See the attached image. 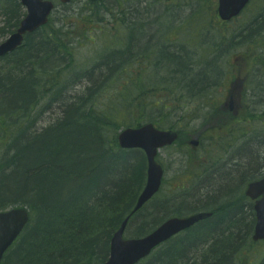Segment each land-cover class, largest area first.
Instances as JSON below:
<instances>
[{
	"label": "trees",
	"instance_id": "trees-1",
	"mask_svg": "<svg viewBox=\"0 0 264 264\" xmlns=\"http://www.w3.org/2000/svg\"><path fill=\"white\" fill-rule=\"evenodd\" d=\"M91 12L79 16L72 14L69 19L64 17L62 20H56L52 15L46 25L26 36L21 47L0 59V95L4 94L3 98L9 97L8 102L12 101L6 109V106L2 107L5 103L0 99V129L7 126L4 133L13 134L10 136L12 140L8 148V157H11L8 160V168L11 170L18 168L19 159L25 157V150L22 152L18 150L21 142H26V145H23L25 149H28L29 142L34 145L39 143L35 146L33 157L29 158L30 165L21 181L30 185L26 197L32 199V203L28 201L27 204L32 212L36 211L37 216L32 214L28 226L8 250L2 264H68V262L70 264L82 262L104 264L109 255L110 239L113 233L131 214L137 197L145 186L147 159L144 152L121 149L117 136L122 128L136 126L141 122L136 121L134 115L143 119L147 108L152 109L154 105L158 106L161 103V100L156 102L147 100L146 95L152 89L147 88V83L141 80L142 69H137L135 72L130 70L135 68L133 63L140 56L142 57L153 49L150 50V46H143L139 43V41L143 43V40L135 32L134 21L123 24V18H119L123 27L121 33L110 32L112 29H118L116 23L109 28L110 33L105 44L107 46L102 48L97 58L78 59V46L82 44L79 35L92 34L96 29L103 30L105 33V27H107L103 25L97 28L96 24H102V19L95 12ZM24 15L25 9L19 0H0V17L4 23L0 28V39L13 33ZM263 17L264 6L262 9L259 8L255 16L257 19L253 22L250 33L264 30ZM80 29L83 32L78 33L77 30ZM131 36H134L132 41ZM166 54L168 52L164 53V50L160 49L157 52L155 50L153 54V59L159 57V64L163 63L162 69L167 70L168 76L164 75L160 78V82L152 84L172 80L169 73H176L190 77L187 80V86L191 91L199 88L203 80L202 74L198 73L195 78L189 75V67L186 64H176L183 60L175 53L164 62ZM262 55L261 53L258 62L264 65ZM254 61L255 59H252V63ZM168 62L173 64H168ZM207 64L209 67L213 66L214 73L217 72L218 76V71H216L218 68L215 65L217 62L208 61ZM95 72L102 73L96 82H94L97 78ZM100 77L107 78L103 81L99 79ZM84 80H88L89 84L84 88L83 95L73 96L67 102L69 97L63 94L65 90L75 84L81 85ZM49 86L54 87L47 89ZM45 92H49V104L60 100L65 102L67 111H69V120L56 125L57 127L53 129L32 130L31 128L35 127L44 108L48 107V105H39ZM106 96H109V100L107 104H102L105 108L96 109L95 106H91L88 109L87 105L93 104L94 98L96 101ZM94 104L96 105L95 102ZM164 106L165 109L169 107L167 104ZM224 110L223 114L233 117L232 113ZM12 124L15 126L13 127ZM72 125H75L74 133L66 132V129ZM11 127L15 130H10ZM91 146L100 148L96 149L100 153L94 161L96 166L100 165L105 155L117 161L129 160L130 163L126 161L127 170L122 174V177L126 178L120 189L122 193H117L116 185L113 186L115 188L110 198L98 193L102 196L99 205L96 207L90 205L92 197L86 202V211H81L79 214L76 212L74 216L76 220L67 215L64 205L59 206L58 209L47 208L45 200L44 202L40 199L38 202L34 201V197L39 194L43 197H52L53 194L59 192L58 180L61 178V173L55 169L58 167L57 156L61 155L60 160L65 163L66 160H74L71 156L72 147L90 148L93 152ZM10 151L14 152L13 156L9 154ZM131 152L134 154L130 155ZM81 157L79 156L78 160ZM74 161L77 163V157ZM78 173L83 176L80 171ZM196 176L199 177V175ZM0 181L3 180L0 179ZM230 188L232 187L210 188L208 190L210 192L208 193L210 194L209 201L195 206L201 205L199 208L204 212H211L212 215L159 246L139 264H204L203 252L207 254V260H211L207 264H237L242 257L246 256L245 251L254 244L251 237L255 216L251 205L247 203L242 193L235 187ZM130 189H135L133 196L131 195L125 202L122 197L125 196L126 190ZM64 191L67 193V188L64 187ZM184 192L187 190L185 189ZM11 203L15 202L10 200L1 202L0 209H5L6 205H11ZM165 204V202L161 203L160 207L163 208ZM121 206H123L122 211L118 214ZM243 208H246L244 213L241 212ZM192 209H194L193 204L188 203L184 198L174 208L172 214L181 215ZM56 211L61 212L59 218H56ZM141 211L130 217L127 228ZM150 219L149 221L143 220L139 224L134 237L143 236L160 224L161 218L154 216ZM74 220L73 224L67 225L68 221ZM56 223H58L57 233L51 228Z\"/></svg>",
	"mask_w": 264,
	"mask_h": 264
},
{
	"label": "rangeland",
	"instance_id": "rangeland-1",
	"mask_svg": "<svg viewBox=\"0 0 264 264\" xmlns=\"http://www.w3.org/2000/svg\"><path fill=\"white\" fill-rule=\"evenodd\" d=\"M55 2L57 7L52 17L56 20H62L64 17L69 19L72 14L86 15L93 11L102 19V24H96L97 28L107 26L105 33L103 30L96 29L92 34L79 35L82 44L78 46V59H96L102 48L107 46L105 44L109 33H121L122 23L127 24V22L134 21L138 27L146 28L142 31L144 34L137 29L135 32L141 34L139 37L145 41L142 44L146 45L148 42L150 50H153L146 52L143 55L145 58L140 56L133 63L135 68L130 70L135 72L137 69H142L141 80L147 83V88L152 89L146 95L147 100L155 102L161 100V103L158 106L154 105L152 109L147 108L143 115L145 118L134 115V119L141 121L140 124L154 122L160 128L172 127L179 130V140L172 146L161 148L158 152L157 159L165 169L161 191L132 220L125 237H134L139 224L143 220H151L150 218L154 216L161 218V224L169 217L187 216L197 212L192 209L185 214H172L174 208L185 197L193 204L195 210H201L195 205L201 204V201L204 204V198L210 188L235 187L246 197L245 190L248 183L264 176V65L258 62L261 53L264 59V30L250 33L253 22L258 18L255 16L259 8L262 9L264 6V0H253L238 18L227 23H222L218 18L217 0H100L94 3L74 0L68 5L61 4L59 0ZM1 18L0 28L4 24ZM119 18H123L122 23ZM115 23L118 29H112L109 32V28ZM119 29L121 30L118 31ZM80 31L83 32L82 29L77 30L78 33ZM9 35H6L4 39ZM133 38L134 36H131L130 40L132 41ZM4 39H0V42ZM159 49L164 50V53L168 52L164 56V62L175 53L183 60L176 64H186L189 67V75L195 78L198 73H201L203 86L191 91L187 86V80L190 77L176 73H169L172 80L152 84L158 82L164 75L168 76L167 70L162 69L163 63L159 64V57L153 59L155 50L157 52ZM252 59H255L253 63ZM208 61L217 62L215 65L218 68L216 69L218 76L217 72L214 73L213 66L209 67ZM168 64L173 63L168 62ZM95 74L97 78L94 82L98 81L102 73L95 72ZM106 78L100 77L99 79L105 81ZM236 79L239 80V84L234 91V99L238 100L235 105L239 109H237L239 114L234 116L229 110H224L223 105L231 90V84ZM88 84V80H84L81 85L75 84L66 89L63 94L69 97L67 102L73 96L83 95V90ZM54 86H49L47 89H52ZM3 95H0V99L3 103H7L9 97L3 98ZM49 96V92L44 93L42 104L48 107H45L46 110L37 119L32 130L41 131L42 127L51 124L62 114V104L65 102L60 100L49 104ZM108 97H101L96 101L94 98L93 104L87 105L88 109L91 106H95L96 109L105 108L102 104L108 103ZM164 104L169 107L165 109ZM8 106L9 102L5 108L7 109ZM223 110L232 113L233 117L223 114ZM12 126L14 127L15 124ZM69 128L71 133H74L75 125ZM11 129L15 130L12 127ZM5 130L7 126L0 129V168L3 167L0 170V179L4 178L6 182L0 185V203L13 198L17 190L23 192L25 188H29L30 185L21 181L30 165L29 158L33 157L35 146L39 145V143L34 145L29 142L28 149H25L23 145H26V142H21L18 150L20 152L25 150V157L19 159L18 168L11 170L8 168V160H10L8 148L11 146L10 136L13 134L7 135L4 133ZM202 130L203 136L201 137ZM200 139L199 147L190 145L192 140ZM244 142H246L245 145ZM133 154V152L130 153V155ZM56 158L58 167L55 169L61 173V178L58 180L61 190L58 188L59 192L53 194L52 197H43L39 194L37 198L43 202L45 200V207L58 209L59 206L64 205L67 215L75 219L76 212L79 214L81 211H86V202L89 198L87 197L89 192L88 194L81 192V185H86L88 190L94 189L93 192H100L109 198L113 196L111 192L115 188L114 185H116L117 193H122L120 189L126 181L122 174L127 170L126 161L129 162L128 159L117 161L105 155L100 164L115 170L117 175L112 176L111 173L102 174L100 172L97 178L90 180L88 176L79 175V168L82 171L84 168L74 160L69 159L62 163L61 155ZM14 164L16 166L15 161ZM9 174L10 176L7 177ZM205 176L208 179L203 183ZM200 179L202 180L199 181ZM64 187L67 188V193ZM202 187L203 191H200ZM185 189L187 192H184ZM134 190H126L125 196L122 197L125 202L131 195L133 196ZM195 191L196 194H194ZM186 194L188 198L183 196ZM75 199L76 202H73ZM100 201H102V196L96 194L91 199L90 205L96 207ZM163 202L166 204L161 208ZM123 206L119 207L118 214ZM245 255L249 257L250 264H264V242L251 245L249 250L245 251ZM207 259V254L203 252L204 264L211 261Z\"/></svg>",
	"mask_w": 264,
	"mask_h": 264
},
{
	"label": "water",
	"instance_id": "water-1",
	"mask_svg": "<svg viewBox=\"0 0 264 264\" xmlns=\"http://www.w3.org/2000/svg\"><path fill=\"white\" fill-rule=\"evenodd\" d=\"M61 1L68 3L71 0ZM21 2L27 8V13L17 30L0 44V57L15 51L23 44L28 33L45 25L54 9V3L51 0H21ZM249 2L250 0H218V14L222 20L229 21L238 16ZM225 105L234 109L232 96ZM177 138V131L159 129L153 123L139 127H127L119 133L118 142L122 148L143 149L148 161L146 184L137 199L133 213L140 210L159 191L164 169L156 159L158 150L173 144ZM191 144L197 146L199 141L192 140ZM246 195L256 200V224L252 239L253 241H264V178L251 182L247 187ZM211 214V212H203L190 216L170 217L148 235L136 238L124 237L130 218L127 217L111 238L110 254L104 264H137L149 256L157 246L194 226L200 220L210 217ZM28 222L29 215L25 209L0 212V262ZM241 264H249L248 258L245 257Z\"/></svg>",
	"mask_w": 264,
	"mask_h": 264
},
{
	"label": "bare ground",
	"instance_id": "bare-ground-1",
	"mask_svg": "<svg viewBox=\"0 0 264 264\" xmlns=\"http://www.w3.org/2000/svg\"><path fill=\"white\" fill-rule=\"evenodd\" d=\"M128 23V22H127ZM135 29H137V30H139V32L141 31V34H144L142 31H143V29H146V28H143V27H141V26H137L136 24H135ZM140 33H138V36L139 35H141ZM143 42H145V41H143ZM139 43L141 44V45H144V46H149L150 44L148 43V42H146V45L145 44H142V42H140L139 41ZM202 71H203V69H202ZM201 86H203V82L201 83V85L199 86V88L198 89H200L201 88ZM202 90H203V87H202ZM12 101L10 100L9 101V104L11 103ZM8 104V102L7 103H5L2 107H5L6 105ZM42 104V101L40 102V104L39 105H41ZM39 107H42V106H39ZM62 108H63V112H62V114L61 115H59L51 124H49V125H47V126H45L44 128L42 127V129L44 130V129H53V128H55V127H57L56 125H61V124H63L64 122H66V121H68L69 120V116H68V114H69V111H67V107L65 106V104L63 103L62 104ZM46 109L44 108V110L42 111V113L45 111ZM41 113V114H42ZM87 114H89V115H92V114H90V113H87ZM41 116V115H40ZM68 131H71V129L70 128H67L66 129V132H68ZM98 148H99V146H98ZM97 148V146H91V149L93 150V152H91L90 151V148H77V147H72L71 149V152H72V158H74V160L76 159V157H77V164H79V166L80 167H83L84 168V172L81 170V168H79V171H80V173L82 174V175H84V176H88L89 177V179L90 180H92V179H94V178H97V176L100 174V172H102V174L103 173H111V175L112 176H116L117 174L115 173V170H112L110 167H108V166H104V164H100V165H95V163H94V161L96 160L95 158L97 157V155H99L100 153L96 150V149H98ZM100 149V148H99ZM95 150V151H94ZM111 152H113V151H111ZM9 154L10 155H12L13 156V154H14V152H12V151H10L9 152ZM89 154V155H88ZM114 154H116V153H114ZM79 156H82L79 160H78V158H79ZM9 158H11V157H9ZM110 158L112 159V157L110 156ZM208 176V175H207ZM207 176H205L204 178H203V180L202 179H200L199 181H201L202 180V182L204 183V182H207V179H208V177ZM2 180L3 181H0V185H3V182L6 184V182H5V180H4V178H2ZM198 181V182H199ZM93 183V182H92ZM91 183V184H92ZM114 184V183H113ZM197 185V184H196ZM86 186V185H85ZM85 186H83V185H81L80 186V190H81V192H83V193H85V194H88V192H89V194H88V196L87 197H89V198H87V202L92 198V197H94V194H98V193H100V192H93V190L94 189H92V190H88V188H86ZM201 186V185H200ZM203 191V187L200 189V191ZM38 191H39V189H38ZM40 191H41V189H40ZM27 192H28V189L27 188H25L24 189V191L23 192H20V191H18L15 195H14V197L13 198H11L10 199V201L11 202H15V203H11L12 205H9V207H6L5 209H0V212H3V211H7V210H11V209H25L26 211H27V213H28V215H29V219H31V216H32V214L34 215V216H37V214H36V211L35 212H32V210L30 209V207H29V205L27 204V202L28 201H30L31 203H32V200H30L29 198H27L26 196L28 195L27 194ZM209 193V192H208ZM206 194V197L204 198V202L205 201H209V195L210 194ZM194 194H196V191H195V193ZM186 196L188 197V195L186 194ZM38 197V196H37ZM37 197H34V200H35V202H38V198ZM249 197V196H248ZM251 198V197H250ZM37 200V201H36ZM184 200V199H183ZM185 201H186V197H185ZM188 201V200H187ZM73 202H76V199L75 200H73ZM202 203H203V201H201ZM188 203H190L189 201H188ZM201 206V205H200ZM200 206H198V207H200ZM194 211H197V212H195V213H192V214H198V213H203L204 211H203V209H201V210H195V208L193 209ZM50 213H53V211H50ZM185 214V213H184ZM52 215H54V214H52ZM61 215V212H57L56 211V218H59V216ZM212 215V214H211ZM174 217V216H173ZM76 219V218H75ZM207 219V218H206ZM203 220H205V219H202V220H200L199 222H201V221H203ZM30 222V221H29ZM29 222H28V224H29ZM75 222V220L74 221H71V222H69L68 221V223H67V225L69 226V225H71V224H73ZM198 223V222H197ZM196 223V224H197ZM58 225V224H57ZM57 225H53L51 228L53 229V231L55 230L56 232L55 233H57L58 232V226ZM28 226V225H27ZM153 231V230H152ZM152 231H150V232H148L147 234H145V235H143V236H146V235H148L149 233H151ZM179 234V233H178ZM178 234H176V235H178ZM176 235H174V236H176ZM142 236V237H143ZM173 236V237H174ZM14 244H12V246H13ZM11 246V247H12ZM10 247V248H11ZM9 248V249H10ZM8 249V250H9ZM8 250L6 251V253L8 252ZM76 252V251H75ZM6 253L4 254V257H5V255H6ZM4 257H3V259H2V261L0 262V264H2V262L4 261ZM70 260V259H69ZM24 263V262H23ZM68 264H70V262H68ZM80 264V263H79Z\"/></svg>",
	"mask_w": 264,
	"mask_h": 264
},
{
	"label": "flooded vegetation",
	"instance_id": "flooded-vegetation-1",
	"mask_svg": "<svg viewBox=\"0 0 264 264\" xmlns=\"http://www.w3.org/2000/svg\"><path fill=\"white\" fill-rule=\"evenodd\" d=\"M202 135H201V137L203 136V130H202V133H201ZM200 143H201V139H200ZM261 178V177H260ZM259 179V178H258ZM256 180V179H255ZM253 204H254V202H253ZM251 205V208H252V204H250ZM253 210H254V205H253ZM241 212L242 213H244V212H246V208H243L242 210H241Z\"/></svg>",
	"mask_w": 264,
	"mask_h": 264
}]
</instances>
